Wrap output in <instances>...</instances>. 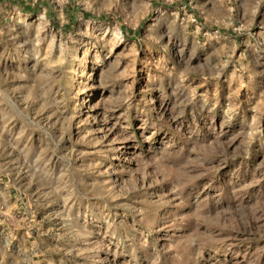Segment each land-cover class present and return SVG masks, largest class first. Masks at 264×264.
I'll return each instance as SVG.
<instances>
[{"label": "rangeland", "instance_id": "1", "mask_svg": "<svg viewBox=\"0 0 264 264\" xmlns=\"http://www.w3.org/2000/svg\"><path fill=\"white\" fill-rule=\"evenodd\" d=\"M0 264H264V0H0Z\"/></svg>", "mask_w": 264, "mask_h": 264}]
</instances>
